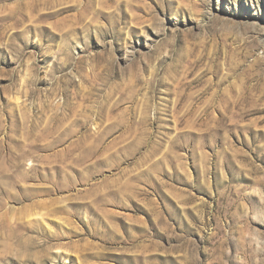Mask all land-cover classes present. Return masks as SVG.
<instances>
[{"label": "rangeland", "instance_id": "obj_1", "mask_svg": "<svg viewBox=\"0 0 264 264\" xmlns=\"http://www.w3.org/2000/svg\"><path fill=\"white\" fill-rule=\"evenodd\" d=\"M0 264H264V0H0Z\"/></svg>", "mask_w": 264, "mask_h": 264}]
</instances>
